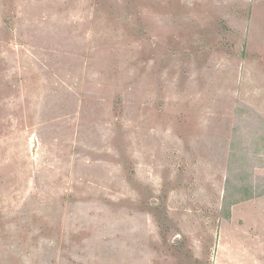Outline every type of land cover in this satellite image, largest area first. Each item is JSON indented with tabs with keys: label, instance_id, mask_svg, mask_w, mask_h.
Masks as SVG:
<instances>
[{
	"label": "rangeland",
	"instance_id": "rangeland-1",
	"mask_svg": "<svg viewBox=\"0 0 264 264\" xmlns=\"http://www.w3.org/2000/svg\"><path fill=\"white\" fill-rule=\"evenodd\" d=\"M0 264H264V0H0Z\"/></svg>",
	"mask_w": 264,
	"mask_h": 264
}]
</instances>
